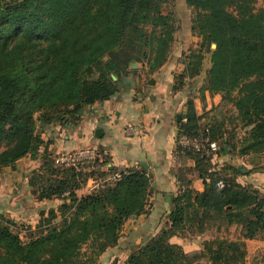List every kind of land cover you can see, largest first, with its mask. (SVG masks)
<instances>
[{
    "label": "trees",
    "instance_id": "16d2710c",
    "mask_svg": "<svg viewBox=\"0 0 264 264\" xmlns=\"http://www.w3.org/2000/svg\"><path fill=\"white\" fill-rule=\"evenodd\" d=\"M168 1L0 0V166L37 157L49 142L38 122L77 121L86 105L109 98L122 75L138 70L133 61L144 62L149 72L160 67L178 29L173 9H165ZM257 1L186 0L199 36L187 56L189 74H201L209 54L201 89L219 90L217 106L229 103L232 114L215 113L200 125L189 99L180 136L203 130L224 149L264 151V6ZM177 151L196 158L204 189L185 180L164 226L112 264H196L201 258L245 264V238L264 236V196L214 169L196 149L178 143ZM79 174L44 149L30 177L33 191L40 199L67 197L35 228L0 212V264H98L100 254L118 243L126 220L148 210L152 186L145 166L126 168L117 180L81 195L75 190ZM233 223L241 227L238 237L210 236L200 250L171 240Z\"/></svg>",
    "mask_w": 264,
    "mask_h": 264
},
{
    "label": "crops",
    "instance_id": "0c3cea01",
    "mask_svg": "<svg viewBox=\"0 0 264 264\" xmlns=\"http://www.w3.org/2000/svg\"><path fill=\"white\" fill-rule=\"evenodd\" d=\"M173 11L178 23L176 39L160 67L149 72L144 62L137 61V66L131 65L138 69L136 72L122 75L118 89L109 98L86 105L75 122L63 119L48 123L39 121L41 135L49 141L47 146L41 147L37 157L27 154L14 164L0 166V212L21 226L30 224L35 228L51 207L57 208L67 197L40 199L33 191L30 177L42 164L46 147L53 158L75 150L96 151L92 159L73 165L80 172L77 179L81 185L75 188L79 195L112 182L116 172L147 164L152 186L148 210L132 214L123 225L118 243L100 254L98 264H112L115 259L126 260L137 244L164 226L173 209V198L185 187V180L190 179V185L196 190L204 189L196 158L177 151L178 138L182 121L187 120L189 99H193L201 125L214 117V106L222 102V95L219 90L201 89L195 85L199 77H205L210 65L207 60L201 74L195 77L189 74L187 56L199 43V36L192 31V7L186 0H175ZM180 74H184L183 83L179 81ZM97 128H101L99 134ZM218 142L219 153L210 158L212 167L223 170L225 175L251 191L258 189L264 196V151L239 154L230 147L224 149ZM229 230L231 237L236 238L241 227L233 223L223 233L227 236ZM223 233L217 231L216 235L224 236ZM210 236L215 235L207 231L193 238L175 234L171 240L192 251L202 249L199 240ZM245 241L248 250L245 264H264V236L247 237Z\"/></svg>",
    "mask_w": 264,
    "mask_h": 264
},
{
    "label": "built area",
    "instance_id": "2783aa9c",
    "mask_svg": "<svg viewBox=\"0 0 264 264\" xmlns=\"http://www.w3.org/2000/svg\"><path fill=\"white\" fill-rule=\"evenodd\" d=\"M178 143L192 147L201 152L209 158L217 156L220 150V144L218 140L209 138L203 130H200L197 135H182L178 138ZM96 155L95 150H75L58 154L55 158L57 163L79 165L83 164L86 160L92 159ZM121 172H116L111 179L112 182L120 178ZM218 184L224 186L226 184V178L223 176L219 179ZM66 194L69 191L65 192Z\"/></svg>",
    "mask_w": 264,
    "mask_h": 264
},
{
    "label": "rangeland",
    "instance_id": "374dc122",
    "mask_svg": "<svg viewBox=\"0 0 264 264\" xmlns=\"http://www.w3.org/2000/svg\"><path fill=\"white\" fill-rule=\"evenodd\" d=\"M174 3H175V0H169L168 3L165 5V9H173V7H174ZM257 5H259V6H261V5L264 6V0H258V1H257ZM205 60H207V61L210 63V55H209V54H207V57H206ZM202 80H203V82H204V77H203V78H202V77H199V79L197 80V82L195 83V85H196L197 87H198V86H202V84H203ZM213 111H214L216 114H218L219 117H223V116L226 115V114H227V116H228L229 114H232V107H231V105H229V103H227V104H223L222 106H215L214 109H213ZM225 230H226V229L224 228V226H222L220 230H217V228H216L214 225H212V226H210V227L208 228L207 232H208L210 235H212V234L216 235V234H217V231H219V233L221 234V233L225 232ZM228 233H229V235H227V236L231 237V233H232V231L229 230ZM223 234H224V233H223ZM22 235H24L23 232H22ZM224 236H226V234H224ZM189 237H190V238H193V237H195V235H193V236H189ZM186 241H187V240H186ZM199 242H200V243H203V239H200ZM196 264H210V263L206 262L204 258H201V259H199V260L196 262Z\"/></svg>",
    "mask_w": 264,
    "mask_h": 264
},
{
    "label": "water",
    "instance_id": "95a60500",
    "mask_svg": "<svg viewBox=\"0 0 264 264\" xmlns=\"http://www.w3.org/2000/svg\"><path fill=\"white\" fill-rule=\"evenodd\" d=\"M216 43H213V46H215ZM132 66H137L138 65V62L137 61H133L131 63ZM113 78H117L116 74H112ZM178 119L180 120L181 119V114L179 113L178 114ZM101 131V128H97L96 130V133L99 134V132ZM144 166H147V164H143Z\"/></svg>",
    "mask_w": 264,
    "mask_h": 264
}]
</instances>
